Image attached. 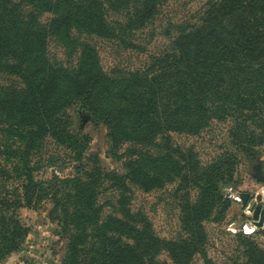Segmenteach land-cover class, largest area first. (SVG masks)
<instances>
[{"label": "trees", "instance_id": "1", "mask_svg": "<svg viewBox=\"0 0 264 264\" xmlns=\"http://www.w3.org/2000/svg\"><path fill=\"white\" fill-rule=\"evenodd\" d=\"M19 1L0 0V72L20 81L0 85V178L12 174L21 179L20 192L0 190V260L28 234L16 210L51 197L57 198L52 213L69 234L67 256L60 264H189L204 252L202 221L218 199L220 177L215 168H202L191 150L174 146L170 134L197 133L212 119H231L229 136L243 153L253 156L254 148L264 143V0L209 2L200 23L182 27L170 51L154 56L145 69L120 77L104 72L88 44L74 67L53 63L48 40L54 36L72 48L73 29L111 37L106 10L130 0ZM157 1L144 0L138 11L141 23L154 13ZM20 3L52 17L43 25L40 12L24 13ZM72 105L106 126L113 149L129 144L126 174H105L98 157L91 156V165L79 163L71 177L34 179L30 157L45 137L72 151L78 162L83 159L89 136L71 130L66 109ZM3 160L13 164L12 170ZM176 177L201 192L196 202L187 199L181 207L187 237L172 241L126 207L123 192L130 190L126 181L149 191ZM104 178L122 192L121 216L102 220L96 199ZM242 240L243 264H264V250L252 239ZM162 251L170 262L158 258Z\"/></svg>", "mask_w": 264, "mask_h": 264}, {"label": "rangeland", "instance_id": "2", "mask_svg": "<svg viewBox=\"0 0 264 264\" xmlns=\"http://www.w3.org/2000/svg\"><path fill=\"white\" fill-rule=\"evenodd\" d=\"M211 1L214 0H158L154 13L141 23L138 11L144 0H130L124 7L108 8L105 12L113 36L101 37L73 29L72 48L51 36L48 40L49 59L53 63L74 67L82 46L88 44L96 50L100 65L108 76L120 77L129 71L143 70L154 56L171 50L182 27L200 23ZM19 5L24 13L40 12L29 4ZM51 17V13L44 11L39 13L38 19L46 25ZM17 84H20L17 77L0 72V85ZM66 113L71 117V130L89 136L83 159L78 162L72 151L55 139L45 137L30 157L34 179L49 182L54 181V176L71 177L80 168L79 163L91 165V156L98 157L105 174H126L129 144L113 149L105 125L92 122L75 105L66 109ZM231 127V119H212L197 133L170 134L174 146L183 151L191 150L202 168L213 167L220 177L216 181L218 199L202 221L206 232L204 252L195 254L189 264H243V237L252 239L264 250L261 235L264 226L254 225L256 220L253 217L257 208L260 212L264 208V143L254 148L253 156H248L232 142L229 136ZM3 164L12 170L11 162L3 160ZM11 177L0 178V190L20 192L21 179L12 174ZM126 184L130 189L123 192L128 203L126 207L144 215L158 236L172 241L187 237L181 223V207L187 199L192 203L199 199V186L194 183L185 185L178 177L149 191L133 182L126 181ZM121 193L110 179L100 181L96 203L101 209L102 220L111 215L121 216L118 204ZM243 194L248 195L246 200L242 199ZM56 199L46 197L35 202V206L16 210L15 217L28 228V234L19 248L2 258L0 264H60L63 261L67 256L69 234L63 229V221L52 213ZM122 241L127 240L122 237ZM158 258L171 261L166 251H162Z\"/></svg>", "mask_w": 264, "mask_h": 264}, {"label": "water", "instance_id": "3", "mask_svg": "<svg viewBox=\"0 0 264 264\" xmlns=\"http://www.w3.org/2000/svg\"><path fill=\"white\" fill-rule=\"evenodd\" d=\"M247 197H248L247 194H243L242 195V199L243 200H246ZM259 213H260V208H257L255 210V212H254V215H253L254 219L256 220V222L254 224L257 225V226H262V225L264 226V223L262 221H258V219H259Z\"/></svg>", "mask_w": 264, "mask_h": 264}, {"label": "bare ground", "instance_id": "4", "mask_svg": "<svg viewBox=\"0 0 264 264\" xmlns=\"http://www.w3.org/2000/svg\"><path fill=\"white\" fill-rule=\"evenodd\" d=\"M258 221H262L264 223V208L263 210L259 213V219ZM255 225V224H254Z\"/></svg>", "mask_w": 264, "mask_h": 264}]
</instances>
